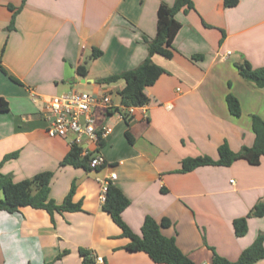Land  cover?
<instances>
[{
  "label": "crops",
  "instance_id": "1",
  "mask_svg": "<svg viewBox=\"0 0 264 264\" xmlns=\"http://www.w3.org/2000/svg\"><path fill=\"white\" fill-rule=\"evenodd\" d=\"M191 1L192 9L175 15L181 26L173 56L151 57L165 72L145 89L147 103L136 107L128 123L117 112L106 116L112 131L99 148H90L106 164L86 170L59 166L69 139L47 134L45 99L89 89L119 104L125 82L99 79L143 61L144 38L155 36L159 4L174 0H0V65L6 71L0 70V97L8 105L0 110V161L17 152L0 171L20 181L52 170L49 196L62 202L73 183L72 199L81 202L79 211L52 216L29 206L0 210V264H83L92 255L103 257L102 264H165L126 249L129 237L101 209L97 178L112 172L111 182L130 201L121 213L128 227L140 234L146 216L167 218L161 233L173 237L194 264H209L214 253L235 260L264 233V216L248 217L242 236L232 225L264 204V154L256 165L237 159L178 171L186 157L217 159L224 142L233 152L252 146L251 115L264 119V88L244 79L235 64L247 60L264 67V0H238L231 7L223 0ZM8 4L20 7L13 29ZM93 48L101 51L96 58H90ZM82 63L85 76L76 71ZM228 94L237 98L240 115L230 113Z\"/></svg>",
  "mask_w": 264,
  "mask_h": 264
},
{
  "label": "trees",
  "instance_id": "2",
  "mask_svg": "<svg viewBox=\"0 0 264 264\" xmlns=\"http://www.w3.org/2000/svg\"><path fill=\"white\" fill-rule=\"evenodd\" d=\"M24 2V0H23ZM238 0H223L225 7L236 5ZM8 8L13 11L8 29H13L15 14L20 7H14L8 4ZM193 8L191 0H174L172 5L160 3L156 11V33L151 39L144 38L147 45V56L136 66L119 73L109 75L99 79L101 83H111L119 79L125 82V85L117 94L120 104L124 106H141L147 103L148 96L145 89L152 85L165 70L155 64L151 57L154 54H160L166 58H171L175 51L173 39L179 30L181 24L175 18L180 10L188 11ZM101 54L99 49L93 48L90 58H96ZM199 55H193L198 58ZM235 66L239 74L246 80L252 82L256 87L264 88V67L253 68L247 60L237 62ZM0 70L6 73L0 65ZM76 71L81 76H85L87 68L85 63L80 64ZM10 79L18 82L16 78L10 76ZM227 107L231 114L238 116L241 113L237 98L228 94L226 96ZM8 105L4 98L0 97V110H7ZM124 120L128 123L130 116L124 114ZM251 126L255 134L252 146H242L238 152H233L224 142L218 147V158L212 159L207 155H197L186 157L181 160L179 172H187L203 165H222L228 166L237 159H244L249 164L256 165L260 157L264 154V119L257 115H251ZM125 135L130 140L129 132ZM17 152H11L3 156L2 162L14 158ZM92 153L81 154V147L70 145L66 155L59 162V166L71 165L74 167H83L90 170L89 159ZM54 171L45 170L34 174L31 178L14 181L9 174H3L0 171V210L13 213L19 211L21 207L29 206L35 209H44L51 216L54 212L62 213L65 211L81 210V202H74L72 197L75 191V185L72 183L68 193L60 203H56L49 196V185L53 178ZM129 199L123 194L119 187L112 182H108L105 199L101 204V209L111 216L112 220L121 228L122 234L129 237L130 241L126 249L130 251H143L151 260L157 263L165 264H194V262L185 255L176 245L173 237H167L161 233L162 226H168L169 220L162 218L157 222L153 217L146 216L141 225V233H134L122 219V211L129 205ZM251 216H264V204L259 202L255 204L246 216L235 218L232 222L236 236H242L247 231V218ZM81 253L86 255L84 250ZM264 258V233H259L253 242L244 248L237 259L230 260L214 253L209 264H254L256 261ZM89 259H85L83 264H88Z\"/></svg>",
  "mask_w": 264,
  "mask_h": 264
},
{
  "label": "built area",
  "instance_id": "3",
  "mask_svg": "<svg viewBox=\"0 0 264 264\" xmlns=\"http://www.w3.org/2000/svg\"><path fill=\"white\" fill-rule=\"evenodd\" d=\"M136 107L138 106L115 104L106 93L94 94L69 89L45 99L43 111L47 122L46 132L51 137L68 138L70 145L81 147L82 155L92 153L89 166L95 169L106 164L102 154L93 153L90 150L91 146L99 148L105 137L112 131V126L105 120L106 116L112 112H117L120 117L124 114L131 116ZM115 178L116 174L113 172L104 178H97L100 182L101 202L105 199L108 182ZM103 262V257L92 255L88 264Z\"/></svg>",
  "mask_w": 264,
  "mask_h": 264
},
{
  "label": "rangeland",
  "instance_id": "4",
  "mask_svg": "<svg viewBox=\"0 0 264 264\" xmlns=\"http://www.w3.org/2000/svg\"><path fill=\"white\" fill-rule=\"evenodd\" d=\"M78 90H80V91H85V90L88 91L89 89H78Z\"/></svg>",
  "mask_w": 264,
  "mask_h": 264
}]
</instances>
